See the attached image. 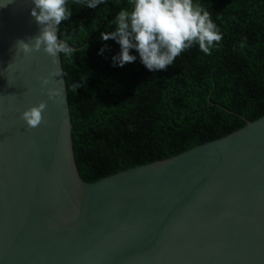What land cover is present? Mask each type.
I'll return each instance as SVG.
<instances>
[{
  "label": "water",
  "instance_id": "95a60500",
  "mask_svg": "<svg viewBox=\"0 0 264 264\" xmlns=\"http://www.w3.org/2000/svg\"><path fill=\"white\" fill-rule=\"evenodd\" d=\"M31 7L0 8V264H264V116L86 182L61 57L15 47L38 34ZM57 70L64 93L48 100L39 78ZM41 101L29 129L20 113Z\"/></svg>",
  "mask_w": 264,
  "mask_h": 264
},
{
  "label": "trees",
  "instance_id": "16d2710c",
  "mask_svg": "<svg viewBox=\"0 0 264 264\" xmlns=\"http://www.w3.org/2000/svg\"><path fill=\"white\" fill-rule=\"evenodd\" d=\"M198 2L222 33L219 46L209 55L193 46L154 72L139 58L112 66L119 46L100 40L127 0H106L101 9L73 6L61 22L58 38L63 32L80 50L61 64L75 161L86 182L172 157L264 116V0ZM79 73L88 79L75 90Z\"/></svg>",
  "mask_w": 264,
  "mask_h": 264
},
{
  "label": "clouds",
  "instance_id": "9594fccd",
  "mask_svg": "<svg viewBox=\"0 0 264 264\" xmlns=\"http://www.w3.org/2000/svg\"><path fill=\"white\" fill-rule=\"evenodd\" d=\"M13 2L0 0V8ZM30 3V15L39 27L38 34L27 42L17 40L15 47L25 56L42 50L56 64L58 56L69 60L80 51L63 32H59V38L57 36L61 22L68 21L73 15V6L81 10L101 9L106 0H30ZM92 25H96L97 31V19H93ZM100 40H112L119 46L118 54L111 57L112 66L123 67L139 58L145 69L154 72L173 65L181 53L193 46L209 55L219 46L222 33L211 19L210 12L198 0H127V4L119 7L114 19L100 32ZM83 47L87 51V44ZM105 48L106 45L101 47L97 55H103ZM133 50L136 55L131 54ZM61 74V70H57L39 78L48 100L63 96V83L56 79L52 84V78ZM87 79V74L79 73V82L74 81L73 88L77 90ZM46 108V102L41 101L20 113V119L27 128H36L43 123Z\"/></svg>",
  "mask_w": 264,
  "mask_h": 264
}]
</instances>
